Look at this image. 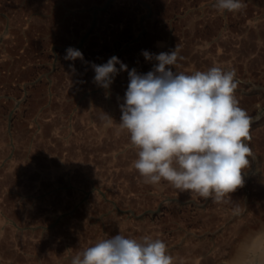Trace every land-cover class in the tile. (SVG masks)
Instances as JSON below:
<instances>
[{"label":"rangeland","instance_id":"1","mask_svg":"<svg viewBox=\"0 0 264 264\" xmlns=\"http://www.w3.org/2000/svg\"><path fill=\"white\" fill-rule=\"evenodd\" d=\"M214 2L79 0L81 10L94 7V34L92 57L80 60L72 82L32 75L20 90L0 74V264H71L117 234L163 240L174 264H264V0H243L238 12H220ZM177 44L183 59L173 71L235 70L239 106L253 118L254 157L244 185L224 202L164 181L144 184L132 168L130 135L117 134L128 72L108 90L93 82L91 63L116 56L144 74L156 61L143 51Z\"/></svg>","mask_w":264,"mask_h":264},{"label":"clouds","instance_id":"2","mask_svg":"<svg viewBox=\"0 0 264 264\" xmlns=\"http://www.w3.org/2000/svg\"><path fill=\"white\" fill-rule=\"evenodd\" d=\"M213 7L238 12L244 3L215 0ZM179 51L178 44L169 52L143 51L145 60L156 61L144 74L129 70L116 56L102 65L91 63L93 82L108 90L120 72H128L117 134L130 135L137 151L132 168L144 184L157 186L164 181L180 192L224 202L244 185L254 157L248 143L253 118L239 106L235 92L240 81L235 70L214 65L191 74L173 71L183 59ZM64 59L83 61L84 57L69 47ZM69 67L75 71L73 65ZM102 119L113 121L105 113ZM71 264H174V258L161 239L117 234L78 252Z\"/></svg>","mask_w":264,"mask_h":264},{"label":"built area","instance_id":"3","mask_svg":"<svg viewBox=\"0 0 264 264\" xmlns=\"http://www.w3.org/2000/svg\"><path fill=\"white\" fill-rule=\"evenodd\" d=\"M78 2L0 0V74L11 78L13 88L24 90V78L32 75L48 84L57 76L72 82L79 59H64L69 47L85 51V59L90 60L88 39L94 34L90 27L95 10L93 6L81 10ZM84 12L89 16H83Z\"/></svg>","mask_w":264,"mask_h":264},{"label":"crops","instance_id":"4","mask_svg":"<svg viewBox=\"0 0 264 264\" xmlns=\"http://www.w3.org/2000/svg\"><path fill=\"white\" fill-rule=\"evenodd\" d=\"M84 57V56H83ZM85 59V58H84ZM89 64V63H88ZM89 67L90 66H87V70H89ZM82 70V67H81V65H80V59H79V66H78V68H77V72H76V75H75V77L76 76H78V74H79V72ZM45 88H47V89H49V87L48 86H46V84H44L43 85ZM76 88V86L74 85L69 91H71V92H73V90ZM74 92H76V91H74ZM73 92V93H74Z\"/></svg>","mask_w":264,"mask_h":264}]
</instances>
